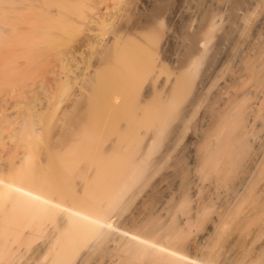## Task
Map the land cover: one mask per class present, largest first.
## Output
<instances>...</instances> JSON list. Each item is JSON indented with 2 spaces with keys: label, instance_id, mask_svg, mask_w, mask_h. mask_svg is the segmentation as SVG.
Masks as SVG:
<instances>
[{
  "label": "bare ground",
  "instance_id": "bare-ground-1",
  "mask_svg": "<svg viewBox=\"0 0 264 264\" xmlns=\"http://www.w3.org/2000/svg\"><path fill=\"white\" fill-rule=\"evenodd\" d=\"M147 2L0 0V264H264V0Z\"/></svg>",
  "mask_w": 264,
  "mask_h": 264
},
{
  "label": "rangeland",
  "instance_id": "rangeland-1",
  "mask_svg": "<svg viewBox=\"0 0 264 264\" xmlns=\"http://www.w3.org/2000/svg\"><path fill=\"white\" fill-rule=\"evenodd\" d=\"M147 2V0H137V3H138V5L136 6V9L134 10V11H132L133 13H131L130 15H129V18L127 19V24H126V27H127V29H131L133 26L134 27H136V29H137V27L138 28H141V27H143L146 23H147V21L149 20V15H150V10H149V2H147L148 3V5L146 4V3H144V2ZM148 17V18H147ZM130 21V22H129ZM129 23V24H128ZM142 23H144V25L142 24ZM143 25V26H142ZM126 27H125V29H126ZM133 27V28H134ZM126 29V31H129V32H132L134 29H129V30H127ZM135 29V30H136ZM135 30L133 31V32H135ZM132 32V33H133ZM200 225H202L201 223H200ZM199 225V226H200ZM201 227V226H200ZM192 245V244H191ZM191 245H190V243H188L187 244V248L186 249H190V250H192V247H191ZM189 246V247H188ZM189 250V251H190ZM190 262V264H192L191 263V261H189Z\"/></svg>",
  "mask_w": 264,
  "mask_h": 264
}]
</instances>
